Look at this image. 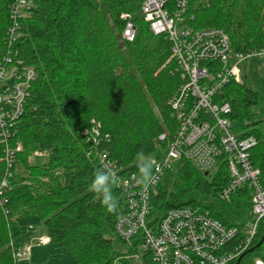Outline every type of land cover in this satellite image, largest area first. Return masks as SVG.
Masks as SVG:
<instances>
[{
	"label": "trees",
	"instance_id": "obj_1",
	"mask_svg": "<svg viewBox=\"0 0 264 264\" xmlns=\"http://www.w3.org/2000/svg\"><path fill=\"white\" fill-rule=\"evenodd\" d=\"M20 1L33 6L14 19ZM143 3L0 0V69L10 58L20 75L25 68L37 74L16 118L13 105L0 108V183L8 179V187L0 190V264H19L11 241L20 234L19 220L30 215L39 219L60 256L71 252L75 264H116L134 251L132 242L116 231L126 212L124 193L102 174L98 153L106 152L121 174L144 175L137 160L158 157L175 139L180 124L170 101L184 83L170 60V41L154 35L145 22ZM177 3L168 2L171 12ZM124 13L133 16L137 27L133 42L122 39ZM185 22L194 30H224L237 54L264 48V0H188ZM15 27L18 38L13 41ZM222 100L231 105L233 124L247 130L263 123L254 120L252 108L260 96L253 89L232 81ZM248 136L258 140L250 160L261 170L264 185V135L253 128L241 134ZM35 153L45 154L48 162L30 164ZM18 164L27 176L14 175ZM172 174H177L174 190L163 187L151 199L160 215L197 205L227 226L250 218L248 189L231 202L219 199L229 182L225 160L208 175L181 160ZM4 199L7 204L1 203ZM263 235L264 224L254 247ZM258 258L264 260V244L240 264Z\"/></svg>",
	"mask_w": 264,
	"mask_h": 264
},
{
	"label": "built area",
	"instance_id": "obj_2",
	"mask_svg": "<svg viewBox=\"0 0 264 264\" xmlns=\"http://www.w3.org/2000/svg\"><path fill=\"white\" fill-rule=\"evenodd\" d=\"M169 1L144 0L141 14L154 35L165 36L170 41V60L184 80L170 101L173 116L180 124L175 139L167 151L153 160L151 171L144 170V175L121 174L106 152L98 153L102 174L124 193L126 212L117 222V234L130 240L134 249L116 264H237L258 245L254 247L264 224V185L261 170L250 160L251 150L258 145V140L254 136L243 138L234 133L229 118L232 108L222 97L229 83L240 84L241 65L245 61L253 57L264 59V48L247 55L234 53L224 30H194L188 26L185 22L188 0H177L175 12L168 8ZM32 6V3L20 1L14 9V19L22 15L24 8ZM121 20L124 23L122 39L133 42L137 34L133 16L124 13ZM16 28L11 31L13 41L18 38ZM7 63L11 65L12 60L7 59ZM7 66L0 69V85L8 72ZM12 71V77L19 79L20 84L13 87V93L10 89L2 92L0 108L4 103L13 105L12 116L16 118L22 111L26 90L37 74L25 68L20 75L16 65ZM2 121L1 113L0 123ZM181 160L208 174L225 160L229 182L219 193V199L231 202L237 193L248 189L250 218L241 224L227 226L197 205L160 215L152 206V196L157 194L161 178L171 173L175 163ZM7 187L8 179H4L0 190ZM1 203L7 204V200ZM11 248L17 263L31 261V248H18L15 238ZM254 264H264V260L258 258Z\"/></svg>",
	"mask_w": 264,
	"mask_h": 264
},
{
	"label": "rangeland",
	"instance_id": "obj_3",
	"mask_svg": "<svg viewBox=\"0 0 264 264\" xmlns=\"http://www.w3.org/2000/svg\"><path fill=\"white\" fill-rule=\"evenodd\" d=\"M14 63L7 66L8 72L3 76V81L0 87V97L2 92L7 89L13 93L14 88L20 84L19 79H14L12 70ZM243 78L240 79V84L253 89L260 96V103L252 108V112L257 116L254 118L256 122L263 121L262 124L252 127L258 129L264 135V114L261 110L264 109V59L253 57L245 61L241 65ZM233 131L236 135H241L245 131L239 124H233ZM155 157L139 158L137 164L144 170L151 171L153 160ZM48 162V157L45 154L35 153L30 158V164L33 166H41ZM21 178L27 176L25 168L18 164L15 168L14 175ZM177 179V174L169 173L161 178L158 190L165 187L170 192L174 190V184ZM20 234L15 237V243L18 248L29 247L32 250L31 261H21L20 264H75L74 256L70 252L62 257L60 248L56 244L50 243L47 236L42 232V226L39 219L34 216H25L18 223Z\"/></svg>",
	"mask_w": 264,
	"mask_h": 264
},
{
	"label": "water",
	"instance_id": "obj_4",
	"mask_svg": "<svg viewBox=\"0 0 264 264\" xmlns=\"http://www.w3.org/2000/svg\"><path fill=\"white\" fill-rule=\"evenodd\" d=\"M206 175H208V173H206ZM263 243H264V235H263V237H262L260 243H259L254 249L250 250L248 253H251V252H253L254 250L258 249L260 246L263 245ZM245 255H246V254H245ZM245 255H243V256L238 260L237 264H240L242 258H243Z\"/></svg>",
	"mask_w": 264,
	"mask_h": 264
}]
</instances>
